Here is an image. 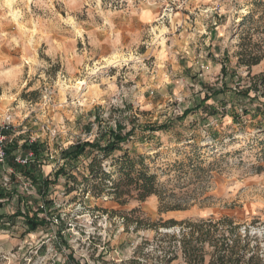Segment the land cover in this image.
Wrapping results in <instances>:
<instances>
[{"label": "rangeland", "instance_id": "obj_1", "mask_svg": "<svg viewBox=\"0 0 264 264\" xmlns=\"http://www.w3.org/2000/svg\"><path fill=\"white\" fill-rule=\"evenodd\" d=\"M263 32L264 0H0V131L9 128L11 153L0 164L11 194L0 200V264H166V235L181 227L136 230L137 220L224 217L264 258V86L253 85L264 59L238 66L251 38L264 52ZM119 130L131 137L104 162L112 180L125 153L141 156L186 210L161 214L158 197L135 192L117 202L89 174L96 149L62 157ZM28 142L39 146L34 173L52 183L44 190L14 169ZM35 215L46 223L30 231Z\"/></svg>", "mask_w": 264, "mask_h": 264}, {"label": "trees", "instance_id": "obj_2", "mask_svg": "<svg viewBox=\"0 0 264 264\" xmlns=\"http://www.w3.org/2000/svg\"><path fill=\"white\" fill-rule=\"evenodd\" d=\"M264 33V32H263ZM252 39V38H251ZM251 39L247 48H243L239 54L238 66L251 69L258 66L264 59V52L261 54V48H255L252 45ZM255 87L264 86V73L257 76L254 84ZM206 108V113L210 115L217 114V110L212 107L203 106ZM264 115V109L259 110ZM7 132H5L6 135ZM131 137V134L122 135L120 130L114 135L113 141L109 142L106 146H101L95 143L86 142L71 146L62 152V157L65 160H77L86 153L87 148H93L98 151L99 155L93 157L89 164V174L92 179L97 178L99 175L103 180L112 184L111 195H114L117 202L123 204L122 199L124 196L130 195L131 192L137 194V200L140 202L146 201L151 196H156L160 201L159 212L161 214L171 211L186 210L187 207H182L181 204L173 200H167L163 196L161 185L158 183L156 175L149 174L144 166V158L138 156L137 158L130 157L125 153L120 160L117 161L114 167L119 169L121 179L117 182L112 180V175L107 172L103 165L114 152L122 151L121 144L126 143ZM25 149L22 153V159L27 160L26 164H19L17 159L14 158V169L22 172L25 177L31 179L32 183L39 189L44 190L49 187L50 183L47 179H40L34 172L32 163L39 157L38 144L28 142L23 146ZM5 154L7 161L10 158V149L8 144L5 147ZM31 155V156H30ZM33 158H35L33 160ZM138 160H141L139 162ZM137 165L141 166V170H137ZM63 173V169L59 174ZM96 174L98 176H96ZM72 182L77 183L75 177L71 178ZM83 183L90 182L89 178H84ZM11 194L0 187V200H8ZM172 198V197H169ZM174 198V196H173ZM9 201V200H8ZM2 205L0 204V207ZM27 226L30 231H36L39 227L44 226L46 221L40 220L38 215L33 218L26 219ZM136 230L139 229H153L159 230L160 228L172 229L180 226L179 234L166 235L169 238V246L165 249L166 264H172L174 261L182 257L185 264H264V258L260 253V246L256 244L252 246V237L249 233L240 235L238 233L239 226L235 222L224 217L219 221L213 218L207 220L196 221H183L177 222L175 220L167 221L163 224H155L144 226L143 221L137 220ZM126 264H142L139 261L131 260Z\"/></svg>", "mask_w": 264, "mask_h": 264}, {"label": "built area", "instance_id": "obj_3", "mask_svg": "<svg viewBox=\"0 0 264 264\" xmlns=\"http://www.w3.org/2000/svg\"><path fill=\"white\" fill-rule=\"evenodd\" d=\"M9 128H2L0 131V164L5 162L6 154H5V147L7 145L6 141V135H5V130H8ZM31 156V155H30ZM19 164H26L27 160H23L22 158H19L17 160Z\"/></svg>", "mask_w": 264, "mask_h": 264}]
</instances>
